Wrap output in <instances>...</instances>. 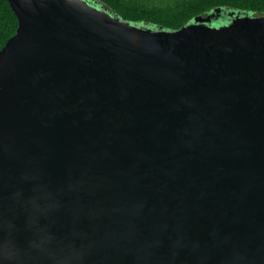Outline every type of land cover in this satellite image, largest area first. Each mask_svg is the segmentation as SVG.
<instances>
[{
  "label": "water",
  "instance_id": "1",
  "mask_svg": "<svg viewBox=\"0 0 264 264\" xmlns=\"http://www.w3.org/2000/svg\"><path fill=\"white\" fill-rule=\"evenodd\" d=\"M8 1L0 264H264V14Z\"/></svg>",
  "mask_w": 264,
  "mask_h": 264
},
{
  "label": "trees",
  "instance_id": "2",
  "mask_svg": "<svg viewBox=\"0 0 264 264\" xmlns=\"http://www.w3.org/2000/svg\"><path fill=\"white\" fill-rule=\"evenodd\" d=\"M120 18L177 30L217 8L264 14V0H96ZM227 17V15H226ZM19 21L8 0H0V50L16 34Z\"/></svg>",
  "mask_w": 264,
  "mask_h": 264
}]
</instances>
